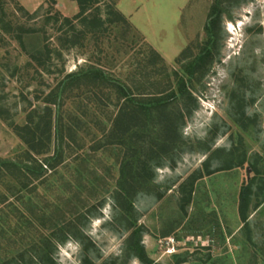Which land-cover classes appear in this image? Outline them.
Returning <instances> with one entry per match:
<instances>
[{
    "label": "rangeland",
    "instance_id": "374dc122",
    "mask_svg": "<svg viewBox=\"0 0 264 264\" xmlns=\"http://www.w3.org/2000/svg\"><path fill=\"white\" fill-rule=\"evenodd\" d=\"M216 1L117 0L132 32L113 24L98 39L87 36L82 46L64 50L44 16L72 18L75 0H0V158L26 149L11 123H25L29 108H41L42 98L79 66L94 62L141 92H178L183 80L190 95L172 105L183 110L182 142L149 161L151 177L134 186L128 209L117 200L127 174L121 173L129 160L126 146L89 148L102 143L101 128L109 127L101 111L95 116L103 126L82 117L75 141L64 133L56 168L46 167L24 189L14 182L9 190L8 178L0 182V264H264V0H218L222 16L212 62L189 79L185 70L193 57L177 61L200 50ZM19 23L39 29L23 37L25 48L14 38ZM44 44L51 60L43 55V67L28 52ZM145 44L162 58L149 79L155 84L136 79ZM82 98L68 99L61 113L74 111ZM88 108L93 114L92 103ZM54 132L48 155L55 151ZM250 180L243 220L240 191ZM68 222L75 229H57ZM133 239L148 261L130 247Z\"/></svg>",
    "mask_w": 264,
    "mask_h": 264
},
{
    "label": "trees",
    "instance_id": "16d2710c",
    "mask_svg": "<svg viewBox=\"0 0 264 264\" xmlns=\"http://www.w3.org/2000/svg\"><path fill=\"white\" fill-rule=\"evenodd\" d=\"M75 1L78 5V12L72 18L61 16L59 12L48 13L44 16L45 23L55 27L58 33L55 39L64 50L79 44L82 46L87 36L95 40L98 39L113 24L116 27H121L124 33L132 32L131 25L116 8L117 0ZM219 3L221 2L217 0L210 8L204 28L206 40L201 45L200 50L194 54L193 52L182 53L177 58V61H181L183 55L193 57L187 63L185 70L189 79L196 72H204L216 55L218 38L216 27L222 16ZM20 9L23 10L22 7ZM25 13L29 18H34L37 14V12ZM16 26L17 32L14 38L25 48L23 37L38 34L39 29L21 23ZM145 45L147 52H145L146 55L143 56L142 61H139L141 68H139V73L136 72L135 74H140V76L136 79L139 80L142 77L147 79L148 83L155 84L157 81H150L149 79H152L156 74V69L159 67L157 65L162 58L151 46ZM50 54L51 48L48 44H44L41 50L28 52L30 59L38 65H43V67L48 60H51ZM43 55H47V61ZM135 81L137 83V80ZM183 83L182 80V86L180 85L178 88L179 94L175 91L141 92L138 91V88L129 86L119 77L107 73L104 68L94 62L77 67L76 70L64 75L42 98L43 106L41 108H29L25 123H11L15 134L25 144L26 149L15 158H0V182H4L8 178L13 181L8 183L9 190L15 189L14 182L19 183L24 189L34 179L43 177L46 167L49 169L56 168L62 160L61 149L65 141L64 133H67L69 140L75 141L77 133L75 127L81 126L82 117L92 116L90 122L103 126L102 120L95 116L98 111H101L102 114L106 115L104 121L109 123V127L108 129L101 128V132H103L102 143L95 141V145L91 144L89 148L97 149L103 145V142L126 146L128 153H125V157L128 156L129 160L123 161L121 173L124 174L126 171L127 174L122 175L121 182L119 181L120 188L117 192V200L121 208L128 209L127 203L135 189L134 186L142 180L148 181L151 177L148 170L151 164L149 161L158 157L160 152L167 153L170 148H174L177 143L179 145L182 142L178 131V122L183 119V110L176 109L172 105L174 102L183 100L185 96H190L189 92L183 89ZM75 98L82 99L76 101L74 111H68L66 115H63L61 113L62 105L68 99L74 100ZM91 103L94 106L93 114L88 108ZM108 105H114L117 111H104L102 107ZM53 107L57 108V113L54 112ZM53 129L56 138L55 151L52 155H48L51 150ZM80 147L82 146L80 145ZM39 155L44 157L38 159L37 156ZM251 183L252 180L244 184L240 191L239 210L243 220L246 217L245 209ZM4 184L7 185V183ZM0 198L4 202L5 194L0 192ZM72 226L75 225L68 222L65 226L57 229L62 232L65 229L70 232V229H75ZM136 230L133 232V236H135ZM56 231L55 228L52 233ZM130 247L136 251L141 261H148L146 252L138 241L131 240Z\"/></svg>",
    "mask_w": 264,
    "mask_h": 264
},
{
    "label": "built area",
    "instance_id": "2783aa9c",
    "mask_svg": "<svg viewBox=\"0 0 264 264\" xmlns=\"http://www.w3.org/2000/svg\"><path fill=\"white\" fill-rule=\"evenodd\" d=\"M168 241H169V242H171V241H172V239H171V238H169V240H168ZM168 251H169V252H171L169 249H168Z\"/></svg>",
    "mask_w": 264,
    "mask_h": 264
},
{
    "label": "water",
    "instance_id": "95a60500",
    "mask_svg": "<svg viewBox=\"0 0 264 264\" xmlns=\"http://www.w3.org/2000/svg\"><path fill=\"white\" fill-rule=\"evenodd\" d=\"M247 172H249V168H247Z\"/></svg>",
    "mask_w": 264,
    "mask_h": 264
}]
</instances>
